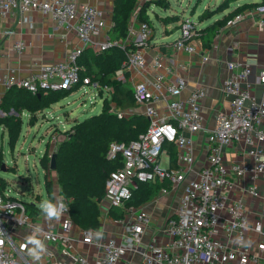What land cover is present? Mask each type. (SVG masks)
<instances>
[{"label":"built area","instance_id":"2783aa9c","mask_svg":"<svg viewBox=\"0 0 264 264\" xmlns=\"http://www.w3.org/2000/svg\"><path fill=\"white\" fill-rule=\"evenodd\" d=\"M155 2L137 0L128 36L125 42H120L123 48L130 50H127V59L115 72L118 80L126 82L129 80L127 72L139 71L146 66L145 49L151 45L154 32L149 23L137 21V13L143 5ZM12 9L21 13L38 10L50 16L57 27L74 29L82 45L72 49L65 59L48 63L26 77L3 75L7 89L19 86L37 93L40 90L90 85L96 96H100L98 81L92 82L90 75L83 74L80 57L85 47L101 51L117 43L111 41L108 32H105L112 24H107L101 11L94 6L80 5L76 0H0L2 14ZM252 12L264 27V4L257 5ZM245 16L246 13L235 14L227 25H233ZM181 27L182 33L173 43V49L195 51L196 22L186 17ZM22 46L21 41L17 42V47ZM163 56L161 52L155 55V67L163 64ZM208 59L204 56V60ZM229 67L232 72L224 81L223 90L231 96L230 107L218 113L215 126L208 133L207 159L196 170L195 176H189V172L193 171L194 143L187 133L205 129L202 114L205 87H196L183 97L187 80L182 75L169 80L165 74L158 72L153 78L135 81L132 88L136 106L117 109L112 102L109 109L119 118L140 113L149 120L146 131L137 139L129 143L113 141L107 152L109 159L122 158L120 166L107 177L102 199V204L106 203L108 207L106 211L122 209L124 212V216L117 218L125 224L121 239L115 236L98 237L99 230L79 226L72 217L68 201L60 194L53 203L58 197L67 211L53 220V227L47 228L40 220L42 213L37 207L40 202H33L32 209L36 213H32L29 208L32 205L9 195L5 187L0 189V229L6 234L4 244L0 245V264H124V255L138 247L150 222L146 210L133 209L126 203L132 198L137 182L156 180L173 185L183 184V193L177 212L166 221V229L172 239L170 245L154 241L147 243L138 264H213L227 261L248 264L257 262L261 254L264 256V209L251 219L241 201L229 203L224 193L225 187L232 185L234 177L248 174L264 177V95L258 97L242 85L253 72L251 65L231 62ZM260 80L264 83V68L260 71ZM103 89L112 90L107 86ZM161 98L165 100L164 106L157 107L156 102ZM170 143L177 149V167L160 163L162 152H167L166 145ZM234 143L244 145L249 160L230 165L225 162V149ZM253 193L257 194L256 191ZM224 211L230 215L225 222L221 220ZM135 215L139 221L133 220ZM249 228L262 234L257 243L258 253L246 245L229 247L220 238V230L225 229L243 239ZM28 235L35 236L46 245L47 251L40 261H35L27 249L21 248ZM77 245L84 248L80 249Z\"/></svg>","mask_w":264,"mask_h":264},{"label":"crops","instance_id":"0c3cea01","mask_svg":"<svg viewBox=\"0 0 264 264\" xmlns=\"http://www.w3.org/2000/svg\"><path fill=\"white\" fill-rule=\"evenodd\" d=\"M76 1L80 5L96 7L101 11L107 24L109 26L112 24L114 0ZM223 1L216 4V6ZM229 1V4L224 9L219 10L220 12L216 11L218 16L211 22L205 20L206 18L204 17L201 18L196 24L197 30L206 28L237 9H240L237 14L246 13V16L233 25H227L226 22L216 34L210 47H204L201 40L195 37L193 43L197 45V49L192 52L173 49V42L180 36L174 40H167L164 36L161 38L156 36L157 27L149 10L152 4L157 2L149 4L147 13L150 16L154 34L151 39V45L145 49L146 66L142 70L131 71L126 74L129 78L127 82L131 86L135 81L153 78L158 72L165 74L169 80H172L177 75H182L187 80V86L182 92L183 97L188 96L196 87H205L206 96L202 103L205 129L196 133H187L194 143L193 171L189 172L191 177L195 176L196 170L207 159L208 133L214 128L218 113L230 107L231 96L223 90L224 81L230 77L232 72L229 63L237 62L251 65L253 72L242 82V85L258 97L264 95V83L260 80V71L264 68V27L259 24L256 15L252 12V9L256 7L255 5L262 0H233L232 3L231 0ZM182 16L177 20L180 25L183 19L188 17ZM171 18H173L172 14L166 16L157 15V19L164 26L163 31L165 33L172 31V28L174 29L176 26H180L175 25L177 21H172ZM7 31L12 32L9 34ZM19 41L23 43L21 48L17 47V42ZM80 45H82V42L74 29L57 27L50 16L38 10H28L25 13H21L17 9H12L7 14L0 12V75L2 77L0 80V103L7 91L3 75L16 74L19 77H26L31 73L38 72L48 63L65 59L72 49ZM158 52L164 55V59L161 66L155 67L153 60ZM204 56H208L209 59L204 60ZM164 103L165 100L161 98L156 102V106L163 107ZM0 112L2 111L0 110ZM166 153L168 156L167 165H170L168 150ZM249 159L250 157L244 152V145L241 143H234L225 149V162L229 165ZM33 165L36 166V162ZM53 175L55 195H58L60 187L55 171ZM183 188V184L173 185L169 182L165 186L158 187L147 201L137 206L130 205L133 209L146 210L150 215V222L142 235V240L138 247L134 250H129L124 255V264H138L142 258V251L149 242L154 241L157 244L170 245L172 239L166 229V221L177 212ZM253 191H256L257 194H254ZM224 193L229 203L233 204L241 201L246 215L251 219L257 217L264 209V177L261 174L234 177L232 185L225 187ZM102 202L100 203L99 232L103 238L115 236L121 239L125 224L113 217L111 211H106L108 207L106 203L102 204ZM222 214V221L225 222L230 218L227 211ZM132 218L134 221L140 220L136 215ZM40 220L43 226L47 228L53 227V220L47 221L43 214ZM220 238L229 247L246 245L253 252L258 253L257 243L262 238V234L249 228L246 230V236L243 239H239L233 232L228 233L225 229H221ZM77 246L80 249L84 248L81 245ZM263 263L264 256L261 254L257 262H249L248 264ZM213 264L240 263L227 261Z\"/></svg>","mask_w":264,"mask_h":264},{"label":"trees","instance_id":"16d2710c","mask_svg":"<svg viewBox=\"0 0 264 264\" xmlns=\"http://www.w3.org/2000/svg\"><path fill=\"white\" fill-rule=\"evenodd\" d=\"M162 2V0L157 1L159 4ZM229 2V0H224L217 10L224 9ZM136 3L137 0H114L113 22L107 32L110 40L117 42L116 44L101 51H95L91 47L84 48L80 64L84 68L83 74L90 75L92 82L98 81L102 108L98 113L75 121L68 130L67 137L60 142L56 150V169L53 171L57 175L59 194L68 201L74 221L84 228L99 230L100 203L105 195L107 177L122 163L120 156L114 159L108 158L107 152L111 143L113 141L129 143L146 131L149 125L148 118L143 114L134 113L130 117L119 118L117 114L109 111L112 102L115 103L117 109L136 106L132 86L127 81L123 82L115 78L116 70L127 59V50H130V48H123L120 42H125L128 36L129 22ZM259 4H264V0L255 6ZM147 6L149 4L139 9L137 21L152 25ZM239 11L240 9H237L206 28L197 30L195 37L201 40L204 47H210L221 27ZM104 86L112 90L105 91ZM71 90H40L32 93L19 86L7 89L0 103V110L4 113V116H0V125H4L10 144L14 145L20 136L23 112L37 116L39 111L49 107ZM12 110L16 114L10 113ZM166 148L170 156V166L177 167L176 146L170 143L166 145ZM0 159H2L1 155ZM47 160L46 155L41 158L44 168L49 167ZM46 181L47 190L50 193L52 182ZM168 183L158 180L137 182L133 188L132 198L126 203L127 206H137L147 201L158 187ZM4 186L6 182L0 177V189H4ZM50 197L53 198L52 192ZM30 205H32L29 207L32 213H36L32 209L34 204L30 203ZM110 211L115 218L124 216L121 209Z\"/></svg>","mask_w":264,"mask_h":264},{"label":"rangeland","instance_id":"374dc122","mask_svg":"<svg viewBox=\"0 0 264 264\" xmlns=\"http://www.w3.org/2000/svg\"><path fill=\"white\" fill-rule=\"evenodd\" d=\"M159 1V0H157ZM156 1V2H157ZM160 4H152L150 14L156 25V36L165 37L167 40H174L182 33V27L178 18L188 16L198 24L201 18L208 22L218 16L216 11L222 0H162ZM233 0H231V3ZM153 9V10H152ZM220 12V11H219ZM201 13V14H200ZM214 13V14H213ZM172 21H177L172 31L165 33L164 26L157 19L158 16L171 15ZM200 14V15H199ZM213 14V16H211ZM181 15V16H179ZM174 25V26H175ZM90 85H82L63 95L58 101L33 116L28 112L22 114V130L14 145L9 142V137L4 125H0V166L4 161L7 170L0 169V177L6 182V192L27 205L35 201L41 202L44 199H51L55 195L54 171L50 168L51 157L56 153L57 147L68 134L71 125L86 116L98 113L102 108V98L95 94ZM16 114L13 110L10 112ZM0 116H4L0 112ZM51 139V140H49ZM48 157V168L41 164V158ZM40 160V161H39ZM36 162V166H34ZM161 165L168 164V156L162 152ZM46 180L52 182V196L46 186ZM38 212V211H37Z\"/></svg>","mask_w":264,"mask_h":264},{"label":"clouds","instance_id":"9594fccd","mask_svg":"<svg viewBox=\"0 0 264 264\" xmlns=\"http://www.w3.org/2000/svg\"><path fill=\"white\" fill-rule=\"evenodd\" d=\"M37 207L40 209L41 213L44 215L47 221H52L54 219H59L63 212L67 211V207L62 203V201L57 197L56 203H53L51 199L42 200ZM40 231L39 228L35 229ZM101 233H97V236H101ZM6 236L5 232L0 229V245H3ZM31 245L29 248L28 246ZM22 249H27L29 254L35 261H40L43 254L47 251L46 245L40 239H37L33 235H28L26 237V242L21 245Z\"/></svg>","mask_w":264,"mask_h":264},{"label":"water","instance_id":"95a60500","mask_svg":"<svg viewBox=\"0 0 264 264\" xmlns=\"http://www.w3.org/2000/svg\"><path fill=\"white\" fill-rule=\"evenodd\" d=\"M7 166L5 164V162L2 163V166L0 167L1 170H7ZM50 168L52 170L56 169V153H54L51 157V164H50Z\"/></svg>","mask_w":264,"mask_h":264}]
</instances>
